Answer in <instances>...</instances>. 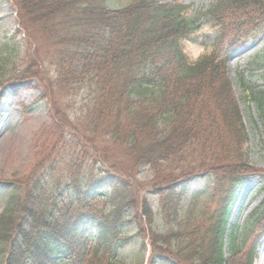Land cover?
Returning a JSON list of instances; mask_svg holds the SVG:
<instances>
[{
	"label": "trees",
	"instance_id": "trees-1",
	"mask_svg": "<svg viewBox=\"0 0 264 264\" xmlns=\"http://www.w3.org/2000/svg\"><path fill=\"white\" fill-rule=\"evenodd\" d=\"M120 1L19 0L47 24L62 66L60 75L70 84L89 80L99 89L90 111L97 115L94 127L79 128L100 133L105 148L82 140L74 150L67 147L73 135L66 126L71 124L53 132L43 159L5 193L0 264H94L87 261L93 252L95 258L107 255L108 264H113L124 244L134 239L123 234L125 223L138 226L141 252H150L147 264H183L164 251L166 238L153 229L152 207L141 208L153 229L150 236L141 217L130 219L127 214L139 204L132 182L142 166L155 169L154 192L162 215L167 211L170 216L187 191V186L177 188L179 182L208 174L217 183H227L201 241L207 247L196 256V264H253L255 249L244 257L237 228L229 229L239 186L256 174L244 150L248 141L240 127L227 61L264 31V0H214L203 16L221 28L218 40L228 41L224 59L212 55L195 64H190L181 42L199 29L198 18L186 17L188 8L179 0H132L116 9ZM62 46L71 50L62 51ZM37 77L21 72L16 78L22 82L8 88L27 87ZM251 97L264 121V88L252 90ZM190 98L198 102L187 104ZM194 133L203 145L192 165L189 146ZM222 150H232L236 160L221 158ZM165 161L179 173L164 174ZM119 162L130 170L125 172ZM98 200L111 206L109 217L93 205Z\"/></svg>",
	"mask_w": 264,
	"mask_h": 264
},
{
	"label": "rangeland",
	"instance_id": "rangeland-1",
	"mask_svg": "<svg viewBox=\"0 0 264 264\" xmlns=\"http://www.w3.org/2000/svg\"><path fill=\"white\" fill-rule=\"evenodd\" d=\"M131 1L121 0L120 5L115 4L114 7H126ZM212 2L213 0H180L181 4L189 8L187 17L200 18L199 31L192 36L191 41L182 42L191 64L212 55L217 59H224L228 41L218 40L221 28L214 22L207 21L202 15ZM35 15L33 7L27 2L23 7L19 0H0V213L6 201L5 193L12 187V182L26 177L43 159L51 135L58 128L72 125L66 126L74 138L67 145L72 150L76 145H81L78 143L80 140L90 147L100 150L105 148L100 133L92 134L79 128L80 124H92L94 127L97 115L90 111L99 89L89 80L74 79L70 84L64 75H60L62 66L57 64L58 51L52 35L47 24L39 22ZM242 48L228 59L227 73L240 111V127L242 126L247 136L248 142L244 143L246 146L243 144L244 150L248 153L252 174L256 175L242 183L230 224L238 227V241L243 246L244 257L248 250L263 244L262 248L259 247L261 250L254 263L257 264L264 250V126L255 109L251 93L255 88H264V31L256 40ZM61 50L66 52L71 48L62 46ZM21 72L38 77L27 87L4 90L8 84L22 82L16 78ZM78 82L80 84L72 85ZM189 102L194 104L198 101L190 98L186 103ZM202 145V141L199 142L194 133L189 146L193 156L192 165L196 164ZM219 156L233 161L237 155L232 150H222ZM121 159L124 160L123 157ZM119 163L125 172L130 170L126 164ZM161 169L164 174L179 173L171 161L162 163ZM65 170L64 173L67 172L66 168ZM154 170L150 166H142L136 172L132 184L135 186L139 204L137 208L129 211V215L135 217L136 214L141 217L145 235L150 236L153 229L150 228L149 221L142 218L141 208L144 205L152 207L155 213L154 228L165 234L164 251L169 250L166 253L172 254L183 264H196V256H200L207 247L201 241L212 225L213 215L225 195L226 184L214 189L212 176L198 179L190 186L187 194L174 203L172 212L178 213V216L170 218L167 211L162 215L160 198L154 192ZM93 205L99 210H105V216L109 217L110 206L105 201H95ZM122 232L128 236L134 234V239L124 245L118 257L112 261L113 264H144L148 255L141 252V237H137L138 226L124 224ZM87 261L94 264L110 262L107 255L100 254L95 258L94 252Z\"/></svg>",
	"mask_w": 264,
	"mask_h": 264
},
{
	"label": "bare ground",
	"instance_id": "bare-ground-1",
	"mask_svg": "<svg viewBox=\"0 0 264 264\" xmlns=\"http://www.w3.org/2000/svg\"><path fill=\"white\" fill-rule=\"evenodd\" d=\"M264 263V253L260 256V259L258 260L257 264H263Z\"/></svg>",
	"mask_w": 264,
	"mask_h": 264
}]
</instances>
